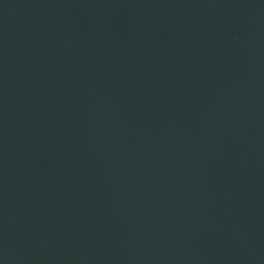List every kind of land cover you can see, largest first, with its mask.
Here are the masks:
<instances>
[{"label":"water","instance_id":"95a60500","mask_svg":"<svg viewBox=\"0 0 264 264\" xmlns=\"http://www.w3.org/2000/svg\"><path fill=\"white\" fill-rule=\"evenodd\" d=\"M0 264H264V0H0Z\"/></svg>","mask_w":264,"mask_h":264}]
</instances>
